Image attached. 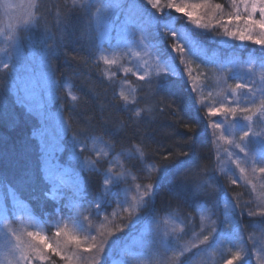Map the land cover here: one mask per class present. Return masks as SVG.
Wrapping results in <instances>:
<instances>
[{"label": "trees", "instance_id": "16d2710c", "mask_svg": "<svg viewBox=\"0 0 264 264\" xmlns=\"http://www.w3.org/2000/svg\"><path fill=\"white\" fill-rule=\"evenodd\" d=\"M116 1L118 12H125L128 6L129 12L144 16L141 25L145 44L163 63L170 55L179 69L175 76L132 82L131 101L119 96L118 81L108 76L107 68L97 59L98 40L92 34L97 9L114 6ZM168 1L161 0L163 5ZM172 2L184 6L191 0ZM207 3L212 8L216 4L221 7L209 16L202 15L201 23H209L208 28H202L173 8L155 13L138 0H87L83 5L71 0H34L32 25L19 30L18 36L23 45L45 50L54 78L55 106L60 108L66 122L65 138L71 139L72 147L80 148L73 154L87 165L86 169H79L80 187L75 194L47 177L39 139L42 125L21 102L15 73L0 67V200L5 206L4 213L11 216L7 201L15 199L34 218L51 223L45 226L47 234L66 228L72 235L65 250L72 253L70 259L61 255V249L47 250L50 256L42 264H60V259L68 264H112L146 221L161 223L165 217L179 221L183 238L192 237L196 244L176 262L167 259L169 244L163 246L164 249H159V261L154 258L151 263L192 264L191 256L198 250L207 251L223 232L225 199L232 206V218L239 233L249 238L245 241L248 255L230 261L258 264L256 257L262 251L256 246L259 238L264 237V209H249L251 202H259L261 198L264 201V172L260 171L264 137L255 136L264 134V112L260 105L254 109L251 106L247 113L241 112L245 108L242 104L235 108V118L230 113L231 125L247 124L246 131L251 125L252 136L243 141L247 145L245 154L254 149L259 155L250 168L224 166L221 149L216 147L215 121L209 108L202 104L204 97L201 98L196 87L198 82L208 85L219 72L223 86L233 95L238 93V97L242 93L243 98L248 90L256 89L260 80L242 74L243 66L224 62L251 57H256L255 62H263L264 45L259 47L250 42L243 49L217 45L215 41L226 36L218 22L228 20L233 0H207ZM229 24L226 26L230 30ZM188 69L197 73L198 80L188 78ZM245 116H251L252 120L245 121ZM242 135L239 133L238 139ZM62 144L57 160L71 162L69 150L73 148L69 149V143L62 141ZM113 174L122 178L106 184V178ZM127 197L138 200L136 221L115 225L114 218L122 214ZM248 211L257 213L250 215ZM199 222H204L201 230L196 229ZM101 224L109 229H102ZM228 232L231 234L232 229ZM106 233H111L115 240L109 255L93 247L101 246L100 238ZM251 241L253 245L249 248L247 244H252ZM97 254L101 263L94 260ZM224 260L220 259V264ZM202 264L211 263L203 260Z\"/></svg>", "mask_w": 264, "mask_h": 264}, {"label": "rangeland", "instance_id": "374dc122", "mask_svg": "<svg viewBox=\"0 0 264 264\" xmlns=\"http://www.w3.org/2000/svg\"><path fill=\"white\" fill-rule=\"evenodd\" d=\"M86 1L71 0V2L80 5H83ZM138 1L147 5L149 11L155 13H164L170 8L175 11L174 7H169V5H175L172 0H169L164 5L161 0H153L152 4H149L148 0ZM33 2L34 0H0V67L6 70L9 68L15 73L18 80L16 91L21 102L37 116L42 125L39 139L43 148L44 167L47 177L56 179L64 190L75 194L80 187L79 169H86L87 165L75 158L74 154H77L76 149L78 146L74 145L72 147L71 139L65 138L67 132L66 122L61 115L60 108L55 106L54 78L45 59V50L42 47L36 46L33 48L23 45L18 36L19 30H27L32 25ZM191 3H204V0H191ZM118 4L119 1H116L113 4L114 6H103L97 9L93 17L95 29L92 34L98 40L97 59L107 68L108 76L118 81L119 96L131 101L134 97V84H131L132 82L159 78L164 75L175 76L179 74V69L170 55H168L167 62L163 63L145 44L141 25L143 21L141 18L144 19V16L138 17V14L134 15L129 12L128 6L125 12L120 13L118 12L119 10H116V7L119 8ZM187 4L185 3V5ZM231 7L233 9L228 11L230 16H235L237 9H239L242 16L246 15L244 5L240 4L239 0H237L236 5L232 3ZM137 11H140V9H137ZM202 19L203 17L201 16V21ZM254 19H260L259 13L255 15ZM229 25L230 31L237 30V27L241 30L244 28L242 21L239 24L233 21ZM252 35L254 39H262L264 38V31L256 27L252 30ZM215 42L223 48L235 47L236 49H243L253 41H241L236 37L226 35ZM258 46L261 47V45ZM23 49L26 50L23 51ZM255 59L256 57H251L243 61L239 58H231L226 59V62H224L232 66H243L245 73L242 74H249L253 78L259 79L260 83L255 90H248L247 95L243 98L242 93L239 94V97L238 93L233 95L219 80L220 75L218 72L213 80H209L210 83L208 85L197 83L196 89L201 98L204 97L202 104L207 108L214 109L220 107L225 109L236 108L244 104L242 106L247 108L252 106L254 109L260 105V102H264V61L255 62ZM5 65L8 67L6 68ZM187 75L191 80H198L199 77L196 72L194 73L189 69ZM45 76L48 81L46 88L43 87ZM33 82L41 84L42 87L33 90L31 88ZM65 88L70 93L67 84H65ZM212 117L215 124L221 125V127L217 128L218 141L216 147L221 149L220 156L224 166L235 164L241 168H250L254 165L253 162L259 155V151L250 149L247 151L248 154L240 151V147H244L247 150V145L238 139L239 133L246 131L247 124L242 125V127L231 125L233 121L230 113L222 115L221 112H218ZM62 141L69 143V149L73 148L69 150L71 162L68 161L67 163V160H65L63 163H59L57 160L63 145ZM261 146H264V143ZM262 161V167H264V158H262ZM121 178L113 174L108 176L106 181L110 185ZM124 199H127V205L120 216H115V225H120L122 222L136 221L137 198L127 197ZM261 200L262 198L259 202H251L249 210L264 209V201ZM7 204L11 210L10 217L4 213L5 206L0 200V264H42L44 259L46 260L50 256L47 250L56 252V250L59 251L61 249V255L68 259L72 257V253L65 252L72 242V235L68 229L63 228L59 232L60 235H57V230L52 235H49L45 226L50 222L44 223L34 218L24 204L15 199L9 200L8 198ZM223 208V232L210 244V248L207 251L201 252L198 250L195 255L191 256L190 262L192 264H202L203 260L211 264H220V259L224 260V258L228 257V260L226 261L225 259L223 262L226 264L228 261L237 258V256L248 255L245 241L249 238L239 233V229L235 226V221L232 218V206L226 202V199ZM254 213L257 212H252L250 215H254ZM242 215H245V213H241ZM101 223L103 222L101 221ZM199 223L200 226L196 229L201 230L204 227V222ZM101 225L102 229H109L108 226ZM209 226L211 228V224ZM181 228V223L172 217L163 218L161 223L159 221H154L153 223L146 221L136 238L128 246L121 248L120 254L122 256L120 255L121 257L111 263L152 264L151 262H153L154 258L159 261V249H164L163 246L166 247L168 244L167 254L169 256L167 259L176 262L189 248L196 244L192 237L183 238ZM229 229H232L231 234H228ZM50 230H53V227H50ZM29 232L33 233V236H29ZM114 242L112 234L106 233L100 238L101 246L98 244L96 249L101 248L100 253L109 255ZM251 243L247 244V247L251 248L253 242L251 241ZM261 243H264V237L262 238V236L259 238V246H256V249L262 251V254H259L260 257H256L259 260L258 264H264L262 260L264 258V244L261 245ZM99 254L94 257L95 259L93 258L97 263H101V260L97 257ZM90 256H94V254ZM58 262L60 264H68L62 259Z\"/></svg>", "mask_w": 264, "mask_h": 264}, {"label": "snow or ice", "instance_id": "6c2138e0", "mask_svg": "<svg viewBox=\"0 0 264 264\" xmlns=\"http://www.w3.org/2000/svg\"><path fill=\"white\" fill-rule=\"evenodd\" d=\"M149 4L153 3V0H148ZM237 0H233V4L236 5ZM240 4L244 5V12L246 13V15H241L239 12V9H237V13L235 16H230L229 19L227 21L224 22H218L221 24L222 27H224V31L225 34L227 36L230 37H236L237 39L244 41V40H248V41H253L254 43L258 44V45H264V38L262 39H254L253 35H252V30L256 27H259L262 31H264V0H239ZM169 7H174L175 11L177 13H183V15H185L186 17H188L192 22H194L196 25L202 27V28H208L209 27V23H201V16H208L209 13H214L215 9H219L221 6L220 4H216L214 8H212L211 6L208 5L207 0H204V3H191V4H187L184 6H178V5H169ZM204 10L203 13H201V10ZM259 13V17L260 19H254L255 15ZM195 14V16H194ZM211 19V17H209V20ZM236 22L237 24H239L241 21L243 22L244 28L241 30L239 27H237V30L235 31H230L226 24L227 23H231V22ZM173 36L175 35L174 33L172 34ZM179 47V46H177ZM179 50L181 52L184 51L183 47H179ZM5 67L7 68L8 66L5 65ZM141 79H143V77H141ZM47 77H44V83H43V87L46 88L47 86ZM42 85L36 82H33L31 84V88L33 90H36L38 88H41ZM238 87H240V85H238ZM254 102V100H253ZM260 110L262 112H264V102H262L260 104ZM209 113H211L212 115H215L218 112H228L231 113L233 115V117L235 118V114H236V109L235 108H228L225 109L223 107L220 108H209L208 109ZM251 111V109L245 107L241 109V112L247 113ZM245 121H251L252 117L251 116H245L244 117ZM215 127L219 128L221 127L220 124H216ZM250 136H252L251 134V125H248V130L244 131L243 135L240 137V140L243 142L246 138L248 139ZM256 137H264V134H256ZM240 151L241 152H246V149L244 147H240ZM261 172H264V167H262L260 169ZM105 183H107V181H105ZM29 236H33V233L29 232L28 233ZM57 235H60V233L58 232ZM205 239H207V237H205ZM93 247H97V245H93ZM102 250V249H101ZM228 264H232L231 261L228 262Z\"/></svg>", "mask_w": 264, "mask_h": 264}]
</instances>
